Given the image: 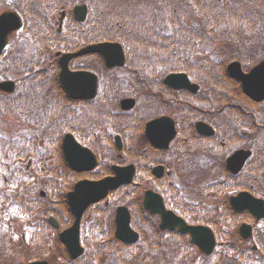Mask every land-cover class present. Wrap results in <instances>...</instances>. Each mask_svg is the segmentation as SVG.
<instances>
[{"label": "flooded vegetation", "instance_id": "1", "mask_svg": "<svg viewBox=\"0 0 264 264\" xmlns=\"http://www.w3.org/2000/svg\"><path fill=\"white\" fill-rule=\"evenodd\" d=\"M108 99L105 98L104 105L92 103L91 100L76 101L73 107L67 111L60 110L58 114L60 118H71L74 141L89 150L97 160V164L88 171L78 173L68 169L66 175L61 164L59 181L63 186L109 177L113 175L114 166L132 165L136 171L135 183L129 188L123 186L110 191L104 201L90 206L84 212L80 235L86 233L94 239H108L107 242L130 250L139 247L143 239L149 238L158 260H166L169 264L172 261L176 264H224L225 257L232 264H264V204L262 209H256L252 205H242L246 199L238 201L241 193L264 200V187L261 189L262 194L257 195L252 179L253 174L261 171L256 168L257 164L263 163H257L251 154L241 169L234 165L228 168L226 164L236 151H249L251 140L203 137L195 132V127H187L182 137L177 136L173 140H148L146 126L153 119L148 117L147 104L139 101L134 106L137 109L135 113L132 109L112 114ZM171 100L164 102L170 104ZM154 108L158 109L157 105ZM170 115L160 113L156 118ZM197 121L208 123V118L200 117ZM111 127L117 132L112 140L109 132ZM98 128L101 134L95 132ZM122 135H126V138H122ZM135 135L137 138L133 140ZM63 137L58 140L60 154ZM92 137L102 141L82 142ZM116 137L120 140H115ZM134 141L136 148L127 146ZM104 143L113 146L116 151L115 158L106 162L101 157ZM215 154H221L223 161L214 157ZM188 158L197 159L205 166L190 169ZM180 161L187 164L179 172L175 167ZM197 170L201 177L194 180L190 174ZM177 177L184 178L183 185L177 182ZM129 191L132 193L130 196ZM148 192L153 198L146 208L144 202ZM211 197L216 199V204L208 206L207 201ZM128 198L134 199V202L125 205L124 201ZM119 207H126L131 216L130 227L137 234V240L132 243L117 242L116 214ZM253 209L262 215L256 216L251 211ZM188 228L194 229L188 232ZM105 247H108V243L98 252L105 253ZM83 254L76 260L84 258L85 252ZM104 257L108 258V255L99 254V258ZM115 264L127 263L122 259Z\"/></svg>", "mask_w": 264, "mask_h": 264}, {"label": "rangeland", "instance_id": "2", "mask_svg": "<svg viewBox=\"0 0 264 264\" xmlns=\"http://www.w3.org/2000/svg\"><path fill=\"white\" fill-rule=\"evenodd\" d=\"M225 1H227L229 5L236 2V0ZM16 2H26V0H5L4 6L2 9L0 8V12L11 9L9 7ZM111 9H113V6ZM43 17L47 20L46 22L48 24L51 23L56 27L55 22H57L59 17L57 9H50L48 12H43ZM261 17L264 18V15H261ZM71 18L72 17L67 15L66 19L71 20ZM55 27L53 26V28ZM235 27L236 26L233 25L227 28L224 40L218 41L215 48L220 52L222 51V54H224L223 52H233L236 49L251 51L253 57H258L261 50H264V38L256 35L255 32L243 33L240 30L237 31ZM21 35L25 36V38L21 40L20 43H15L11 46L13 50H17L18 53L15 52V54L22 55L28 63L39 60L43 55L42 41L40 38L27 36L23 33H21L20 36ZM222 57H224V55H214V59L216 60H210L205 55L199 61L200 63L197 64L198 67L191 66L189 68L190 73L204 76L200 81L197 80V83L202 85V91L204 90L200 93L201 97H204L205 94L207 95V92L210 90L214 91L210 80H202L209 79L207 78L209 76L215 79L219 78L218 72L212 73L215 71H212L211 67L216 65ZM127 59L128 70L118 74L120 81H118L117 84L124 89L120 94L128 97H135V95L139 96L137 93L141 92V85L143 84H140L139 81L136 80V75H139L141 78L143 77L145 79L144 81L149 85H156L159 83V80L154 78L152 74L148 75L147 64H145L146 60L149 59L148 57H143L140 51L135 52L131 49L130 53L127 52ZM183 60L186 59L184 58ZM207 61L211 62V64H208ZM0 64L2 69H7L10 68L11 61L6 60ZM43 65H45V63H43L42 66ZM47 68L48 66L42 67L43 71H46ZM135 69L139 70L134 72ZM39 70L40 68L32 69V72L29 73L28 80L31 78L32 73L38 72ZM53 73L54 72L51 70L50 76L53 75ZM11 80L15 79L11 78ZM18 81V84H15L16 91L13 96L22 92L25 89V85L29 88L24 78H19ZM52 90L49 91V89H47L42 97L40 95L39 98H35L31 106H26L21 115H13L7 112L0 115V264H25L35 257L46 259L50 264L70 263L64 248L60 244H57L53 239L54 235L43 225L42 221V219L45 220L46 216L49 215V212H54L56 210L59 212H55V214L59 215V217L62 216L64 219L68 217L66 208H58L54 203L56 199L60 198V196H57L58 192L63 191L58 190V187L61 185L59 174L62 175L60 172L61 160L59 158L58 140L68 131L70 125L62 124L61 126H57L56 114L60 107L63 106L64 102L63 98L56 92H52ZM219 94L233 99V104L240 105L249 117H260L264 114V103L258 106H250V104L245 103V101L242 102L238 98L236 100L235 95L228 90H224ZM211 95L212 94L208 93V96ZM11 98L12 96H10V99ZM2 100V103L7 107L12 106L8 103L7 99L2 98ZM142 101L145 102L141 97V102ZM54 103L57 105L56 110L52 107ZM173 106V103L160 104L159 110L152 111L155 112V115L158 113H169L173 115L177 112L173 109ZM3 110L7 111L6 109ZM49 110H52L53 113H49ZM224 122L225 118H221L219 123L221 128L224 127ZM232 124L235 125L234 123ZM232 124L229 122V126H232ZM52 126L53 128H51ZM95 132L101 134V129L98 128ZM136 138L137 135H135L133 140H136ZM8 140H14L11 146L8 144ZM83 140L85 141L82 142L87 144L91 143V140L101 139L92 137ZM3 145L5 148L1 150ZM127 146H130L131 149L136 148V141H134L132 145L128 144ZM10 147L14 149L10 150ZM115 155L116 151L113 146H107L104 143L101 153L102 161H109V159H113L112 157ZM214 157L223 161V156L221 154H215ZM29 160L31 163L27 167ZM187 163L190 169L202 168L205 166L202 162L192 158H188ZM187 163L183 161L177 162L175 168L180 172L186 168ZM190 176L195 180V178L199 179L201 174L200 171L197 170L193 174H190ZM149 182L147 185H149ZM177 182L183 185L184 178L177 177ZM254 185L255 188L258 187L256 181H254ZM41 190L45 192V198L43 199L40 198L39 195V191ZM44 199L47 200L45 201ZM49 200L51 203H49ZM131 201L132 199L128 198L124 202L129 203ZM203 202L206 201L203 199ZM215 204L216 199L212 197L207 201L208 206ZM34 206H37V209H33ZM94 238L95 237H90L86 233L83 235L82 244L88 249L89 254L78 264H112L111 261L115 264L116 261L122 259L126 261L127 264H169L166 260H158V257L155 256L157 254L152 249L153 245L149 238H147V240L143 239L139 247L131 250L120 245H113L111 242L106 241L108 239ZM106 243H108V247H105V253H99V248H104ZM99 254L102 256L108 255V258H99ZM11 255H15V263H11ZM223 263L232 264L228 257L224 258ZM172 264L176 263L172 261Z\"/></svg>", "mask_w": 264, "mask_h": 264}, {"label": "trees", "instance_id": "3", "mask_svg": "<svg viewBox=\"0 0 264 264\" xmlns=\"http://www.w3.org/2000/svg\"><path fill=\"white\" fill-rule=\"evenodd\" d=\"M76 1L26 0V4L15 9L29 18L31 33L50 37L52 26L49 27L45 21L43 12L50 9L68 10ZM261 3L264 4V0ZM170 4H173L171 8ZM262 12L259 5H251L248 0H236L231 5L225 0H90L86 22H71L67 28L69 34L57 35L54 47L69 50L100 41L119 42L128 51H140L143 57H148L145 63L147 67L152 68V73L161 72L160 74L189 72L191 66L198 67L197 64L205 55L210 60H216L214 55H224L211 69L214 73H220L224 82L237 87L234 81L225 76V65L230 60H238L244 68H249L257 60L253 59L251 51L235 49L222 54L215 45L224 40L227 28L233 25L264 35ZM207 63L211 64L209 61ZM88 66L94 71L106 72L97 65ZM137 70L139 69L134 71ZM217 102L216 107L222 106L225 114L227 112L226 116L236 117L241 125L244 122L250 125L249 129L253 130L251 148L256 149L257 155H264V115L245 120L244 111L231 105L227 99L222 97Z\"/></svg>", "mask_w": 264, "mask_h": 264}, {"label": "water", "instance_id": "4", "mask_svg": "<svg viewBox=\"0 0 264 264\" xmlns=\"http://www.w3.org/2000/svg\"><path fill=\"white\" fill-rule=\"evenodd\" d=\"M74 16L78 21H83L86 16V6L76 7L73 10ZM21 26L17 14L6 12L0 15V53L6 44L7 36ZM88 53H96L103 57L105 65L108 68L122 66L124 64V55L119 44L102 43L89 46L75 54H66L59 59L61 72L59 81L63 86L67 95L74 99H91L96 92V77L87 72L70 73L67 69V64L70 58L81 56ZM230 77L241 83L242 92L251 100L260 102L264 100V60L253 67L248 73L241 71L240 65L237 62L231 63L227 68ZM165 83L174 88H185L194 92L197 87L189 84L188 80L183 75H170L166 78ZM8 84H0V89L9 91L6 87ZM133 103L130 100L121 102L123 109L132 107ZM197 129L202 133L211 134L212 131L198 125ZM146 135L149 140H170L174 135L173 123L166 119L156 120L147 125ZM63 153L68 165L78 172L87 171L94 167L95 160L93 156L85 149L80 148L71 136H66L63 140ZM248 156V152L239 151L234 154L229 160L228 165L233 164L234 167H240L243 161ZM115 176L106 178L98 182H81L77 184L74 191L67 194V203L70 211L74 216V222L70 228L59 234V240L65 245L71 258H76L82 254L83 250L79 244V222L84 210L95 202L104 198L111 190L116 189L120 185L131 182L134 169L114 168ZM153 195L148 192L144 205L146 208L152 203ZM241 201V197L238 201ZM250 204L243 205L256 209H262V203L250 201ZM253 209L256 216L262 215L258 210ZM50 223L57 227V223L50 219ZM116 238L125 242L132 243L136 241L137 235L129 229V215L125 208H119L116 214ZM29 264H48L45 261L33 262Z\"/></svg>", "mask_w": 264, "mask_h": 264}]
</instances>
